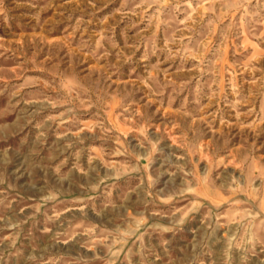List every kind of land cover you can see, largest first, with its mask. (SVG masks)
Listing matches in <instances>:
<instances>
[{"label": "rangeland", "instance_id": "obj_1", "mask_svg": "<svg viewBox=\"0 0 264 264\" xmlns=\"http://www.w3.org/2000/svg\"><path fill=\"white\" fill-rule=\"evenodd\" d=\"M0 264H264V0H0Z\"/></svg>", "mask_w": 264, "mask_h": 264}]
</instances>
